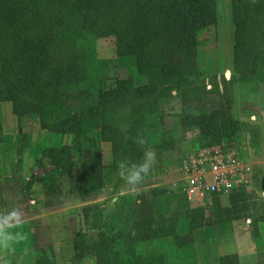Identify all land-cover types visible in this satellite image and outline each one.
Segmentation results:
<instances>
[{
  "label": "trees",
  "instance_id": "1",
  "mask_svg": "<svg viewBox=\"0 0 264 264\" xmlns=\"http://www.w3.org/2000/svg\"><path fill=\"white\" fill-rule=\"evenodd\" d=\"M231 9L234 72L229 79L214 74L207 80L200 77L198 51L203 34L213 31L216 37L217 0H0V104L11 102L18 120L17 160L10 176L0 175V219L17 213L6 209L5 194L13 200L30 185L20 172L24 150L32 144L23 118L36 114L42 129L77 135L84 142L83 149L70 142L45 148L33 167L53 168L31 177L46 196L67 187L85 203L86 230L73 239L78 258L92 256L96 264H164V254L142 247L170 236L183 247L195 241L198 230L220 232L248 218L258 235L264 196L245 187L230 191L228 204L214 194L209 211L165 186L139 191L113 232L104 230L105 203H87L109 183L113 195L121 194L129 183L119 175V165L134 170L132 166L147 162V132L163 124L162 109L173 98L192 107L185 112L189 123L184 121L183 128L197 130L200 147L233 143L232 131L243 124L231 113L236 85H264V0H231ZM108 36L117 40L116 56L100 58L97 40ZM113 68L117 75L110 87ZM191 94L197 97L187 99ZM215 97L213 109L207 110ZM90 135L97 146L98 140L111 143L109 164L99 148L86 146ZM176 143L170 136L155 146L159 161ZM162 163L148 173L163 171ZM259 181L254 175V184ZM183 220L189 221L185 233L180 232ZM32 242L36 264H55L35 235ZM219 264H241L240 257L225 254Z\"/></svg>",
  "mask_w": 264,
  "mask_h": 264
},
{
  "label": "rangeland",
  "instance_id": "2",
  "mask_svg": "<svg viewBox=\"0 0 264 264\" xmlns=\"http://www.w3.org/2000/svg\"><path fill=\"white\" fill-rule=\"evenodd\" d=\"M217 10L218 26L216 37L213 31L201 36L205 40L198 51V66L201 79L208 80L214 74H217L219 78L225 76L229 79L234 72L231 0H217ZM96 48L100 58H115L117 40L114 36L99 38ZM227 71L230 72V75L227 74ZM116 75L117 70L115 68L111 69L108 79L110 87L115 85ZM191 96L192 94L188 95L187 99H193L196 94ZM216 101V97L210 98L207 102V110H212ZM4 104L9 106V110H6L3 114ZM191 109L192 107L190 106L185 107L181 98H173L162 109L163 124L157 131L147 132V144L151 152L154 153L153 158L147 160V163L150 167H153L159 166L160 162L163 161V171L154 170L155 172L144 175L141 182L124 186L118 196L116 194L113 195L112 186L109 183L100 194L90 196L87 199V203H105L106 222L104 230L106 232H113L121 226L125 212L128 208L134 206L139 191L149 192L165 186L170 190L171 194L178 191L181 192L174 186L172 187V180L177 175V170H175L177 166L175 165L184 153L190 152L198 146L195 141L197 130L193 127L183 128L184 121L189 123V119L185 116ZM231 113L233 117L238 118L243 124L241 128L232 131L233 143L230 145L223 144V146L230 149L231 153L241 156L246 163L252 165L254 175L262 183L259 181L257 186L253 182L247 189L250 191L255 189L258 195L264 196V85L256 82L244 85L237 84ZM10 117L14 118V122L10 120ZM23 130L32 135V144L24 150V163L20 171L30 185L25 189L23 195L19 193L18 197L13 198V200L12 197L8 196L9 192L5 194L8 201L6 209L9 207V210L17 213L12 218L0 219V264H36L32 242L33 235H35L38 244L49 249L48 253L55 264H96V260L92 256L78 258L73 245L76 233L86 230L82 212L85 203L67 187L64 188L61 194L46 196L40 184L31 182V177H40L48 169L53 168L52 165L33 167L45 148L60 146L70 142L72 144L77 143L83 149L84 142L77 135L63 136L42 129L36 114L24 116ZM17 134L18 120L12 111V103H1V176H10L12 174V165L17 160V153L14 147ZM170 136L176 137L177 143L172 149L163 153L159 161L155 146H160L162 140ZM96 140L94 135H90L86 146L93 151L99 148L103 154V161L107 165L112 161L111 143L98 140L99 146H97ZM193 202L195 203L197 200L194 199ZM222 202L224 204L229 203L227 195H222ZM203 206L208 211L212 207L208 201ZM250 220L248 218L236 221L232 224V227H234L233 230L236 231L235 234L243 246L250 247L252 244H260L259 264H264V223L262 235L260 232L256 235ZM188 229L189 221L183 220L180 224V232L184 233L183 231H188ZM226 232L222 236H218L212 227H205L198 232L197 240L195 239L193 243L187 246L198 243V251L203 264H216L214 258L218 249L233 243L232 234H228V231ZM92 233L96 234L95 231H92ZM142 250L144 252H156L153 243L144 245ZM230 250L234 251L235 247L230 248Z\"/></svg>",
  "mask_w": 264,
  "mask_h": 264
},
{
  "label": "built area",
  "instance_id": "3",
  "mask_svg": "<svg viewBox=\"0 0 264 264\" xmlns=\"http://www.w3.org/2000/svg\"><path fill=\"white\" fill-rule=\"evenodd\" d=\"M175 166L177 175L172 187L201 205L206 201L212 205L214 194H227L235 188H248L253 184L252 165L223 145H198L184 153Z\"/></svg>",
  "mask_w": 264,
  "mask_h": 264
},
{
  "label": "crops",
  "instance_id": "4",
  "mask_svg": "<svg viewBox=\"0 0 264 264\" xmlns=\"http://www.w3.org/2000/svg\"><path fill=\"white\" fill-rule=\"evenodd\" d=\"M6 110H9V106L4 104L3 105V114ZM10 118H11L10 120H12V122H14V118L13 117H10ZM227 194H222V195L225 196ZM188 200L190 201V203L192 205H201V204H197V203H199L198 200L195 203L193 202L194 199L193 200L188 199ZM237 221H239V220H237ZM235 222L236 221H234L232 224H234ZM263 223L264 222L259 223V232L261 233V235L263 232L262 231ZM232 224L229 228H227V230L226 229L221 230L220 232H216L214 230L218 236H222L223 234L227 233L226 231H228L229 232L228 234H232V236L234 238L232 244L225 245L224 248L218 249V251L216 252L215 258H214V261L216 262V264H219V257L220 256L225 255V254H229V253H237L240 257L241 264H259L260 263V252H261V248L259 247L260 244L259 245H253L252 244L250 247L243 246L239 242V239L235 234L236 231L233 230L234 227H232L233 226ZM231 227H232V230H231ZM186 231H183V232L185 233ZM198 232H200V230L195 232V239L196 240L198 237V235H197ZM153 245H154V248L156 250V253L165 255V263L164 264H203L202 258L199 254V251H198V249H199L198 243H194L193 245H190V246L186 245L183 247H178L175 244L174 238L170 236V237H164V238H159V239L155 240L153 242ZM197 245H198V247H197ZM232 247H235L234 251L230 250V248H232Z\"/></svg>",
  "mask_w": 264,
  "mask_h": 264
},
{
  "label": "clouds",
  "instance_id": "5",
  "mask_svg": "<svg viewBox=\"0 0 264 264\" xmlns=\"http://www.w3.org/2000/svg\"><path fill=\"white\" fill-rule=\"evenodd\" d=\"M153 156H154V153L152 152L146 151L144 153L145 161L152 159ZM132 167L134 168V170H130L129 165L125 163H121L119 165V175L127 183L135 185L143 179L144 175L148 174L150 165L147 162H145L140 165H134ZM13 215L15 214L13 213Z\"/></svg>",
  "mask_w": 264,
  "mask_h": 264
},
{
  "label": "water",
  "instance_id": "6",
  "mask_svg": "<svg viewBox=\"0 0 264 264\" xmlns=\"http://www.w3.org/2000/svg\"><path fill=\"white\" fill-rule=\"evenodd\" d=\"M94 232V231H93Z\"/></svg>",
  "mask_w": 264,
  "mask_h": 264
}]
</instances>
